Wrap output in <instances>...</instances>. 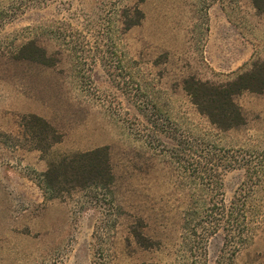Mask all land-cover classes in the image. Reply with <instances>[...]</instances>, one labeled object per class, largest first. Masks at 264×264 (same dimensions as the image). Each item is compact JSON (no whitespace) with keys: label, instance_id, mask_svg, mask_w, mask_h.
<instances>
[{"label":"rangeland","instance_id":"rangeland-1","mask_svg":"<svg viewBox=\"0 0 264 264\" xmlns=\"http://www.w3.org/2000/svg\"><path fill=\"white\" fill-rule=\"evenodd\" d=\"M262 7L0 0V264H216L222 237L198 243L183 233V214L206 192L232 199L240 171L216 174L220 190L201 184L224 156L264 152V92L236 96L245 124L217 132L183 86L191 77L225 84L264 65ZM36 50L47 64L26 59ZM32 114L60 141L32 136ZM103 147L109 188L45 193L49 163ZM227 262L264 264V210L250 243Z\"/></svg>","mask_w":264,"mask_h":264},{"label":"trees","instance_id":"trees-1","mask_svg":"<svg viewBox=\"0 0 264 264\" xmlns=\"http://www.w3.org/2000/svg\"><path fill=\"white\" fill-rule=\"evenodd\" d=\"M250 1L256 9H263L264 0ZM29 45L35 47V42H30ZM26 57L31 61L47 64L42 51L36 50ZM183 90L197 113L211 127L217 132L230 131L245 124L244 115L234 98L245 92H264V65H255L250 71L221 85L191 77L184 81ZM26 118L28 131L40 142L50 139L53 144L60 141L54 128L45 119L33 114ZM49 147L38 149L44 153ZM222 151L226 152L225 149ZM238 154L233 155L230 161L224 156V163L212 166L213 173L205 174L202 178L204 182L201 183L203 190H209L214 184L220 190L222 184L217 176L221 172L240 171L241 181L237 184L232 199L226 201L222 192L215 195L206 192L196 200L193 207L186 208L183 214V233L195 235L198 243H208L209 238L215 235L222 237L223 249L216 264H228L230 258L250 243L264 210V161H261L264 159V152L240 150ZM41 177L45 193L62 192V184L72 185V188H109L113 183V172L108 148L61 154L58 160L48 164V169ZM138 236L139 239H144L141 235Z\"/></svg>","mask_w":264,"mask_h":264}]
</instances>
